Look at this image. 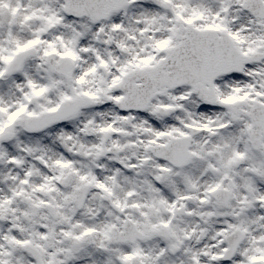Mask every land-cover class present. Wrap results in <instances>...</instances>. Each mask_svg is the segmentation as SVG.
Returning <instances> with one entry per match:
<instances>
[{"label": "snow or ice", "instance_id": "snow-or-ice-1", "mask_svg": "<svg viewBox=\"0 0 264 264\" xmlns=\"http://www.w3.org/2000/svg\"><path fill=\"white\" fill-rule=\"evenodd\" d=\"M0 264H264V0H0Z\"/></svg>", "mask_w": 264, "mask_h": 264}]
</instances>
